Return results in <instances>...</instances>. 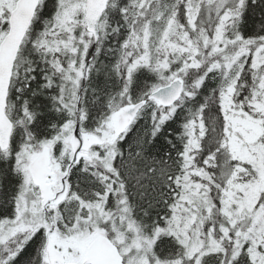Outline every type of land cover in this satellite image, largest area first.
<instances>
[{"label": "snow or ice", "instance_id": "obj_1", "mask_svg": "<svg viewBox=\"0 0 264 264\" xmlns=\"http://www.w3.org/2000/svg\"><path fill=\"white\" fill-rule=\"evenodd\" d=\"M0 264H264V0H0Z\"/></svg>", "mask_w": 264, "mask_h": 264}]
</instances>
